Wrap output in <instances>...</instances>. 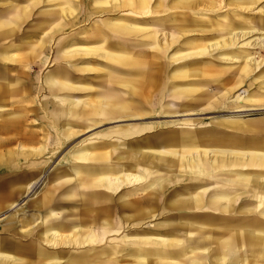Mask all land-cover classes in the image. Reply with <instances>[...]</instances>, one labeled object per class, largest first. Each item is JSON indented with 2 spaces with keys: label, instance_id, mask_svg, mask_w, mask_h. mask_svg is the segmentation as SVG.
Masks as SVG:
<instances>
[{
  "label": "rangeland",
  "instance_id": "374dc122",
  "mask_svg": "<svg viewBox=\"0 0 264 264\" xmlns=\"http://www.w3.org/2000/svg\"><path fill=\"white\" fill-rule=\"evenodd\" d=\"M130 1L0 0V18H14V33L9 34L2 27L0 46H40L41 41L44 43L43 46H52L50 48L52 50L48 63L38 68V74L43 79L49 76L56 81H61L65 77L64 80L69 85L67 89L56 92L51 91L50 96L46 85H41L38 97L32 98L28 96L29 94H24L23 104H17L20 100L13 98H10L7 102L8 108L4 111L5 113H2V118L0 119V122H7L8 124L6 133L0 134V143L3 142L0 145V236L7 233L9 236H17V240H27L28 238H22L18 235L21 234L20 232L23 227L30 226L36 220L45 217L47 209L49 210V208L43 210L45 208L41 209L36 206V202L40 201L42 197H47V203H50L51 207H53L54 203H66L63 210L65 209L64 212L66 218L69 219V223H72V219L77 220L80 208L77 202L80 195L75 193L76 195L72 196V192L70 193L69 191L67 194L64 193L72 188L73 185H76V183H72V179L74 178L72 169L79 171L81 178L85 179L86 177L85 180H82V184L83 186L88 185L86 186L88 187L87 189L77 191V193L81 192V196L84 198L88 197L91 199L90 201H94V189L91 190L89 187H94V183L92 182L95 178H91L89 175L92 173H88V175L83 169H88L92 166L97 168H102L103 166L107 169L112 168L110 165L116 161L113 155L115 148L107 146L104 149H94L93 147L94 144L103 141H113L114 144L122 142L116 139L118 136L116 133L118 132H130L133 134L131 137L136 136L139 138L144 134L155 135L157 127H161L167 122L178 121L180 122V126L176 130L179 133L190 135V132H193L191 136H194L195 139L198 138L199 141L205 138L201 136V133L205 132V130L212 131L214 139L226 144L231 143L230 137L232 135L239 134V132H235L225 126L208 125L211 119L229 116L234 110L232 108H218L203 112V101H200V94L204 88L201 87L200 82L205 84L209 82V85L212 87L219 88L222 85H226L227 82L235 84V79L240 75L238 69L241 63V60L238 58L240 54L236 55L235 52L246 47L239 46L241 44L237 47L231 45V47L229 43L230 34L241 26L250 28L251 21L250 17L239 9H237L238 14L233 13L234 6L238 7L239 5L249 3L251 4V8L255 9L254 12H256L257 10L264 9V0H255L251 3L247 0H212L213 2L208 4V6L206 3L201 4L197 2V10L194 11L172 9L173 0L159 2V6L156 5V0H147L146 4H144L145 6L139 5L141 0ZM222 40L224 44L229 46L225 47L226 45L222 43ZM212 42H220V46L217 45L218 47L216 48L207 49L199 55L196 53L197 51H194L195 48L201 49L206 44L210 46ZM150 47L155 48L152 53L157 52L159 57L149 52L150 49L148 48ZM250 50L253 51L251 52L253 54L258 52L257 61L260 59L264 60V48ZM144 51L146 52L144 56L145 60L148 63L152 62L155 64L154 67L157 69L155 71L156 79L159 77L164 79V82L155 91L151 92L153 96L161 98L156 108H152L151 103L145 104L144 99H138V97L126 93L124 88L121 89L120 86L116 85L117 89L114 92L121 94L125 103L129 105L131 102L137 103L135 105L131 104L132 107L129 108V112L133 115L132 117L116 120V123L115 120L113 123V121H103L102 117H97L102 122L90 129H85L88 124L82 122H73L70 124L73 126L67 128L68 126H66L63 116L57 121L53 115L41 111L42 104L46 102L50 103L51 109L56 108L58 103L53 99L55 95L75 99L80 102L81 107L87 108V105H91L90 103L96 104V101L103 95L100 94L101 88L107 85L109 80L119 83L130 81L135 85L143 84L144 78L142 79L133 74L134 68H129L124 63L111 62L106 56L107 54H114L118 56V60L123 61V59L133 55L135 52H140L143 56ZM169 62L170 64H168ZM165 64L168 66L165 67ZM262 68H264V63L252 75L258 74ZM26 69L29 72L31 71L32 74V67ZM197 72L200 73L198 74L199 76H190L191 73L195 74ZM37 76L36 74L34 77ZM251 78L252 76L246 80L247 83H250ZM187 82L196 84H189ZM74 87L75 90H72ZM246 87L244 84L236 87L230 94L228 101H231L235 95L240 93L237 90L240 89L242 91ZM133 90L136 92L139 89L138 87H134ZM191 90L195 92L188 94L187 92ZM17 107L18 109L23 107V120L15 117ZM162 108L165 109L164 114L159 113ZM31 109L35 110L36 113H33ZM189 109L196 110L197 114L183 116ZM261 118H264V110L251 112L243 117V119L248 120ZM66 129H70V131ZM137 130H142V132L135 134L133 131ZM163 130L166 131L161 130V132H167L171 128L168 127ZM63 131H69L72 135L66 140L61 139L60 134ZM249 136H252V134ZM201 143L204 144L203 141ZM35 149L39 151V154H37L38 151L31 152ZM196 149L192 156H198L201 159L207 158L209 160L221 157L220 155H215L214 150L211 148L206 150L211 152L208 155H203L204 150L202 147H196ZM85 150L93 153V156L101 155L100 157L106 156L107 158L103 161L100 159H84L81 157V152ZM183 151L187 152V150ZM225 156L227 159L234 157L231 154H226ZM168 163L167 161L161 167L158 165V161L155 160L149 166L139 165L138 167L137 165L135 171L143 172L142 170L146 169L153 173L149 179H154V181L162 179L166 181L167 178L170 179V173L167 169ZM116 164L114 170L109 169L105 173L102 171L105 175L108 172L109 174L111 173V180L114 176L125 177L126 175L122 169L123 165L121 163ZM174 169H177V172L182 173V175L185 173L184 169L179 166ZM186 178V175H184L180 178L179 182H176L174 181L175 178L171 176V179L165 185L166 192H164V196L170 199L180 195L196 194L197 192L203 195L204 192L201 189L208 188L211 185V180L199 182L198 180L191 181ZM27 183L32 184V192H29V189L25 187ZM147 183L144 182L142 184L143 188L141 187L135 191V196L138 195L137 192L141 196L143 193H150L154 190V188L146 187L145 184ZM189 184L195 185V188H189ZM122 185L120 182L112 184L113 199L116 201H118V198H126L122 193H118V189H122ZM89 192H92V194H89ZM240 192L244 191L240 190ZM62 193H64L63 195H67L66 200L63 199ZM203 197L208 196L205 194ZM35 198L36 201H34ZM247 202L250 204L255 203L251 200H247ZM12 203L17 205V207L13 209ZM31 205L33 206L31 207ZM152 206L158 208V211L159 209H162L163 212L166 211L168 221L171 219V213L177 210V208L171 206L164 207L158 204H152ZM198 207L197 205L196 208ZM261 209L264 208L261 207ZM166 213L162 215V220L165 219L164 215ZM156 218L159 219V216L146 221V229H143V227L142 229H137L139 233L133 232L131 229L132 225L125 227L124 231L121 227V233L119 232L117 236H110L106 240H103L101 247L109 248L112 245L123 246L120 242L121 236L126 233L129 241H134L131 240L133 236L139 237L146 233L156 235L157 231L154 229V225L165 224V221L161 222L160 220H156ZM131 222L135 221L132 220ZM221 228L223 227L217 230L219 234L223 233ZM69 230H61V233H73L72 229ZM171 232H174L172 228L169 230V233ZM32 234L27 237L34 239L39 236L37 230H34ZM71 246L73 247H71L73 252L80 251V248L74 242L71 243ZM255 246L254 244L252 246L243 244L241 247L235 248L228 259H223V262L218 258L220 251L213 249L212 254L206 257L200 253L201 256L199 254L196 255L199 257H195L194 260L196 262L192 264H264V244ZM149 247L152 248V246ZM131 248L132 246H130L129 251H131ZM256 248H260V255H256ZM125 251L128 250H124L123 252ZM98 256L100 254H93L88 259V262H94ZM113 256L117 257L118 255L115 254ZM122 256L120 255V257ZM191 256H185L184 254L181 257L178 256V262L181 264H191L187 259V257ZM203 258L205 259L203 260ZM200 260L204 262L201 263ZM121 263L139 264L137 256ZM169 263L176 264V262Z\"/></svg>",
  "mask_w": 264,
  "mask_h": 264
},
{
  "label": "bare ground",
  "instance_id": "6f19581e",
  "mask_svg": "<svg viewBox=\"0 0 264 264\" xmlns=\"http://www.w3.org/2000/svg\"><path fill=\"white\" fill-rule=\"evenodd\" d=\"M162 1L165 2L166 0H156V5L159 6L160 4L159 2ZM247 1L251 3L255 0H247ZM146 2L147 0H141L139 5H144L146 4ZM197 2H200L201 4L206 3V5L208 6V4H211V2L213 1L212 0H173L172 2L173 4L171 5L172 6L171 8L176 10H183V11H194L197 10V5H196ZM250 5L251 4L248 3L244 5H239L238 7L234 6L235 9L233 10V13L235 14L236 13L238 14L237 9L241 10L242 13H246V15L250 17V21H251L250 28H244V26H241L230 34L231 37L229 40L230 46L235 45L234 47H237L239 44H241L239 46L246 47L245 49L243 48L242 50H237L235 52L236 55L240 54L238 58L239 60H241V63L239 64V69L237 68L239 70L240 75L237 76V78L235 79L236 81L235 84L233 85L230 82H227L226 85H222V87L219 88V87H212L211 85H209L210 84L209 82L208 84L200 82L201 87L204 88V90L200 94L201 96L200 101H203L202 102L203 112L218 108L219 109L232 108L234 110L232 111V113H230L229 116H223L219 119H211L208 122V125L210 126H225L231 130H234L235 132H239L238 136L234 137L235 140L231 141L232 146L228 150H225L226 147L223 148V145H221L224 144L223 142L217 140L216 145L219 147H217L216 151L214 150L215 152L214 154L220 155L221 160L219 161L218 158H215L214 160L211 159L209 160L207 158L201 159V157L192 156L193 152L197 150L196 147L200 148L202 143L201 141H199L198 138L195 139L194 136H191L193 132H190V135L186 133L183 134L179 133L176 130L180 126L179 125L180 122L178 121L167 122L163 124L161 127H157L155 135L144 134L139 138L136 136L131 137L133 136V134L130 132H120V133L118 132L116 133L118 135L116 139L121 140L122 142L115 144L113 143V141L98 142L94 144L93 148L104 149L107 146L114 147L115 152L112 153L116 161L113 160L114 164L110 165L112 168H108V169L105 168L104 171H107L109 169L114 170L115 166L117 165L116 163H121L123 165L122 166L123 172L126 175L125 177L114 176L113 179L111 180L110 175L112 174L111 173L109 174L108 172L106 173V175L97 177V179H95L92 182L94 183V188L98 187L99 191H97L98 194L93 203V208L83 211V213L90 216L91 218L81 219L79 226L76 225L72 227L71 224V228H70L66 225L67 223L63 224L62 222L57 221L59 219V216L57 214H59L60 212L59 213L56 212L55 208L59 209L61 205L54 204L53 207L50 208V211H47L45 217L36 220L35 223H33L30 226H24L20 232L21 235L27 237L29 235H32L34 230H37L40 239H42V241H44L49 246L52 245V247H54L55 244L52 242H54L55 240L64 239L70 243L74 242L75 244L78 245L79 248L88 247L91 251H94L97 250L96 249L97 247H100L98 246V242H100L101 239L103 241L110 236H117V234L121 230V227L122 230L124 231L125 227L130 226L127 224L124 225V223H122L121 225V220L123 219L122 218L120 219V217L122 216H124L126 220L132 219L135 216H139V217L142 216L140 218H137L139 220L135 221L136 223L135 222L132 223V228H131L134 233H139L137 232V229H142V227L143 229H146L147 223L145 221L153 217L152 211L151 210L148 211V208H151L150 206H152V204L163 205L164 207L171 206L177 209H191L198 205L199 208L216 209V210L222 207L223 212L226 214V216H237L238 218L239 215L242 216L244 215L246 216L245 218H247L248 220L237 221L238 224L229 223L223 226L213 225L216 222L212 221L211 220L212 218L207 220V223L212 224V226H208L205 224L184 225V226L174 225V222H169L171 221L169 220L167 223L165 222L166 224L154 225V229L157 231V232L155 231L157 233L156 235H149L148 233H146L140 235L139 237L133 236L132 237L133 239L131 240L134 241H129V238L126 235L127 233L124 234L123 236H121L122 238L120 241L123 246L118 247L117 245L116 246L112 245V252L115 254H118L119 252L122 253L124 250H129L130 246H132L129 254H132V256L133 255L137 256V260L139 264L140 263L156 264L155 261L157 260H166L165 262L157 261L158 262L157 264H170L169 262L175 263V259H176L175 256L181 257V255L183 254L185 256L192 255L191 257H187L188 261L192 264L196 262L194 260L195 257L198 258L199 256H201L200 254L204 255L205 257L207 255H211L212 252L214 251L213 249L220 251V253H218V258L223 262V259L225 260L228 259L229 255H231L234 252L235 248L237 247L239 248L243 244L249 246L250 245L252 246L253 244L256 246L258 244H264V209H261V207L264 208V118L257 120L243 119L244 115L246 114H250L251 112H255V111L264 110V68H262L258 74L252 75L254 71L257 70V68H259L262 63H264V60L260 59L257 61L256 59H258V52L253 54L251 53L253 51L250 50V49L256 50L257 48L258 49L264 48V9H260L254 12L255 9H252ZM12 22L14 21L7 20L6 23L4 22L3 25H6V27H8L7 29H10L12 25L14 26V23ZM222 43L224 44L223 40ZM43 45L44 43L41 41L40 46ZM217 45L220 46V42H214V43L212 42L210 46H207L206 44V46L204 45L201 49L195 48L194 51H197L196 53L199 55L200 53H204V51L207 49L218 47ZM227 46L229 45H226L225 47ZM148 49H150L149 52L152 55L159 57V54L157 52H155L154 54L152 53V51L155 48L150 47ZM145 53L146 52L144 51L142 56L140 52H135L133 55L128 56L126 59H123V61L120 59L118 60L117 58L118 56L114 54H107L106 56V58L111 60V62L124 63L129 68H134L133 74H135L137 77H140L142 79L144 78L143 84L140 83L135 85L130 81L128 82L123 81L119 83L114 80H109V83L107 85H104L100 90L101 91L100 94H103L104 96L102 95L99 98V100L95 99L97 100L96 104L90 103L91 105H87V108L81 107L79 101L71 98H63L57 95L54 97L55 102L58 103L56 108L51 109L50 105L44 104L42 107L43 109L41 111L44 112L47 111L48 112L47 114L53 115L55 120L57 121L59 120L60 117L63 116L66 126L67 125L69 126L73 122L75 123L82 122L88 124V126H86L85 129H90L92 127L97 126L99 123L102 122V120L113 121V123L115 120L116 123V120L123 119L126 117L127 118L132 117L133 115L129 112V108H131L132 105L137 104L133 102H131L130 105L125 103L123 96L119 93L114 92V90L117 89V86H120L121 89L124 88L126 90V93L130 95H134V97H138V99L141 98L144 99L143 101L145 102V104L151 103L152 106L151 105L150 106L152 108H156L161 98L160 97L158 98L155 95L153 96L151 92L155 91L158 88V86L164 82V79L160 77L156 79L155 71L157 69L154 67L155 64H153L152 62L148 63L145 60L144 58ZM255 55H257V57H255ZM166 64L165 67L168 66ZM168 64H170V62ZM111 68L113 69V67ZM198 74L200 73L198 72L195 74L191 73L190 76H199ZM250 76H252L250 83H247L246 80ZM9 79H11V77ZM51 82L54 81H51V79H49L48 83L50 84ZM187 83L196 84L191 82H187ZM53 84L55 83H52V85ZM243 84L244 86L247 87L243 88L242 91L240 89L237 90L240 91V93L235 95V97L231 99V101H228L232 91L236 87L241 86ZM62 85L64 86V89H67L68 86L66 85V83ZM58 87L60 86H57L56 90L59 89ZM134 87H138L140 91L136 90L135 92L133 90ZM72 90H75V87L72 88ZM190 92L194 93L195 91L191 90L187 93L189 94ZM0 110H4V107H0ZM186 112L187 113L183 116H193L197 114L196 113L197 111L194 109L193 110L189 109ZM159 113L164 114L165 109L162 108L159 111ZM165 115L167 116V114ZM97 117H102L103 119L100 121L99 118L97 119ZM168 127H170L171 130L167 132H161V130L166 131L163 129ZM133 132L135 134H140L142 130H137ZM209 132L210 131L205 130V132L203 131L201 133V136L208 137ZM251 134L252 136H249ZM60 135H61V139L66 140L72 134L69 131H63L61 132ZM206 140L209 141V139L202 138V141H206ZM13 142L15 141L13 140ZM228 144L230 145L231 143ZM183 150H187V152H184ZM203 150H204L203 155H208L211 153L206 151L207 148H203ZM226 154H231L234 157L232 159H227L225 158ZM83 155H84L83 157L88 159L104 160L107 158L106 156L100 157L101 155L93 156V153L87 150L84 151ZM155 160L158 161V165H160L161 167L164 166L167 161L169 162L167 165V169L169 170L170 173L169 178L171 179V176H173L176 179V180L174 179V181L176 182H179L180 178L183 177L184 175H186L187 180H191V181L198 180L199 182H202V181L211 180V185L208 186V188L206 187L204 189H201L204 192L203 195L206 194V196L208 197H203L201 193L197 192L196 194L180 195V196L172 197L170 199L166 198L164 196V192H166L165 185H167V181L170 179L167 178L166 181L162 179L154 181V179H149L153 174L152 172L146 169L142 170L143 172L135 171L137 165L138 167L139 165L149 166V164H153ZM178 166L184 169L185 172L184 175H182V173L177 172V169H174ZM73 172L74 175H76V172L74 170ZM187 174L189 175L187 176ZM119 182L122 183L123 185H122V189H118V193H122V195L125 196L126 198H123L122 201L120 200L117 203V201L115 200L113 201L114 194L111 189H112V184H116ZM144 182L145 183L148 182L147 184H145L146 187L154 188V190L151 191L150 193H143V195L141 196L137 192L138 195L135 196L136 194L135 191L139 190ZM79 184L83 185L82 182H80ZM86 186L88 185L86 184ZM26 187L29 189V192H32V184L27 183ZM188 187L195 188V185L193 186L189 184ZM91 188H93V186ZM240 190H243L244 192H240ZM36 198L38 199V197ZM36 198L34 199V201H36ZM46 198L47 197H43L42 199H40L41 201L37 200L38 202H36V206L41 209L46 208L48 206L50 207L49 203H47ZM66 198L67 196L64 199ZM247 200L254 201L255 203L250 204L247 202ZM13 205H12L13 209L14 207H17V205L14 206ZM32 206L33 205H31V207ZM117 210L118 211L122 210L123 212L125 211V213H121L122 216H120ZM128 210L133 215H131ZM138 213L143 214L144 218L143 215H139ZM254 214H257L259 217L262 218V220H255L257 219L255 218L254 221L257 222H254L251 219V217L254 216ZM243 222H249V223H243ZM220 227H223L221 228L223 230V233L221 234L217 232V230ZM68 228L72 229L73 233L69 232V233H65L67 234L65 235L59 232V230H66ZM85 228H87V231H85ZM169 228L170 229L172 228L174 232L169 233L170 230ZM68 246L70 245L68 244ZM149 246H152V248H150ZM259 249L260 248L255 249L256 255L261 254L260 253L261 251ZM129 254L127 255L125 254L126 257ZM198 254L199 256H196ZM125 255L123 256L121 255V256L124 257ZM151 259H155V261L152 262ZM204 259L205 258H203V260ZM203 260H200V262L203 263L204 262ZM176 264H181V263L177 261Z\"/></svg>",
  "mask_w": 264,
  "mask_h": 264
},
{
  "label": "crops",
  "instance_id": "0c3cea01",
  "mask_svg": "<svg viewBox=\"0 0 264 264\" xmlns=\"http://www.w3.org/2000/svg\"><path fill=\"white\" fill-rule=\"evenodd\" d=\"M7 20H10V21L13 20L14 21V18H11V17L8 19H5L3 17L0 18V34H2V27H4L5 31L8 32L9 34L14 33V26L13 25L10 29H7L8 27H6V25H3L4 22L6 23ZM12 23H14V22H12ZM32 33H34V32H32ZM50 48H52V46H0V83H1L0 84V107H4V110H0V119L2 118V113L8 108L7 102L9 101L10 98L11 99L12 98L13 99H19L20 102H17V104H23V100L25 98L24 94H29L28 96H30L32 98L38 97L39 96V88L41 85H46V87L48 89L49 96H50L51 91L56 92L59 90H64V86L62 84L66 83L64 80L65 77H63L61 79V81H56L55 79H53L52 77H49V76H46L43 79V77L38 74V72H39L38 68H40L41 66H44V65H46V63H48V60L50 58V52L52 50ZM33 54H34V56H33ZM29 67H32V69H33L32 74H31V71L29 72V70L26 69ZM36 74L38 76L34 77V76H36ZM10 77H11L12 81H11V79H9ZM49 79H51V81H54V82H51L49 84L48 83ZM52 83H55L56 85L55 84L52 85ZM74 84H76V83H74ZM5 85H6V88H5ZM66 85L69 86L68 83H66ZM57 86H60V87H58L59 89L56 90ZM10 89H13V90H10ZM55 96H57V95H55ZM55 96H53V99ZM58 96H60V95H58ZM63 98H66V97H63ZM44 104L50 105L49 102H46ZM44 104H42V107ZM50 107H51V105H50ZM32 112L36 113L35 110H33ZM38 112H39V110H38ZM45 113L47 114L48 112L46 111ZM23 114H24L23 107H20L19 109L17 107V110L15 111V117L16 118L19 117L20 119H22ZM69 126H73V125H69ZM69 126L67 128H70ZM77 126L81 127L80 125H77ZM81 128H83V127H81ZM6 130H8L7 122L6 123L0 122V132L6 133ZM69 131H70V129H69ZM236 136H238V134L232 135L230 137L231 141H234L235 140L234 137H236ZM205 139H209V141H207V140L203 141L204 144H202L200 146V148L201 147L207 148V150L211 148L213 150H216L217 147H219L216 145L217 140L214 139V135H213L212 131H210L208 133V137H205ZM1 143L3 144V142H1ZM1 143H0V145H2ZM221 145H223V148L226 147L225 150H228L232 146V142L230 145L228 143L227 144L224 143ZM36 151H38V150L35 149L31 152L33 153ZM83 153L84 152H81V157L84 159H88V158L83 157L84 156ZM37 154H39V151L37 152ZM216 158H218V157H216ZM218 159H219V161L221 160V158H218ZM90 160H97V159H90ZM100 160H102V159H100ZM105 168L106 167L104 166L102 168L101 167H98V168L97 167H89L88 169L87 168H85V169L82 168V169L84 170V172L86 174L92 173L91 175L88 174L89 176H91V178L97 179V177L105 175L102 173V171H104ZM91 169H93V170H91ZM72 172H73V170H72ZM75 172H76V175H74V178H73L74 180H72V183L73 184L76 183L75 186H77V187H75L73 185L72 188H70L66 192H64V191L63 192L67 194L69 191L70 193L72 192V195H76V194L80 195L79 200L77 202L80 206V208L78 210L79 211L78 219L77 220L72 219L73 224L68 222L69 219H67L65 213H63V211H64L63 207L66 205V203H64V204L57 203V204H60L61 207L59 209L55 208L56 212H58V213L60 212L59 214H57L59 216V219L57 221L62 222L63 224L67 223L66 225L70 228H71V224H72V227L76 226V225L79 226L81 219L91 218L90 216L83 213V211H86V210L93 208V203H94L95 198L98 194L97 191H99L98 187H95V188L89 187V189H91V190L94 189V191H93V194L95 196L93 199L94 201H90L91 199H89L88 197L84 198L83 196H81V192L77 193V191L85 190L88 187L79 184L80 182H82V180H85L86 177H85V179L81 178L80 172L77 170H75ZM99 173H102V174H99ZM104 173H105V171H104ZM73 174H74V172H73ZM26 186H27V184H26ZM84 187H86V188H84ZM22 193H23V191H22ZM64 193H62L63 199L67 196V195H63ZM89 194H92V192H89ZM64 200H66V199H64ZM120 200L122 201L123 198H118L117 203ZM113 201H114V199H113ZM54 204H56V203H54ZM49 205H51V204L49 203ZM150 207L151 208H148V211H150V210L152 211L153 217H156V216H159V218L161 217L160 218L161 220L158 218H156V220H160L161 222L165 221L166 223L168 222V218H166L167 217L166 212H163L162 209H159V211H158V208H155V206L154 207L150 206ZM196 207H193L191 209H177L174 212H172L173 214L171 213L172 219H170V220L174 222V225H183V226L184 225H202V224L212 226V224L207 223V220H209L211 218H212L211 219L212 221L216 222L215 224H213L215 226H223V225L229 224V223L230 224H238L237 221L248 220L247 218H245L246 216H244V215L243 216L239 215L241 217L238 216V218H237V216H226V214L223 212V209L221 207H220V209H217V210L216 209L199 208V207L196 208ZM47 208H49V210ZM50 208H52V207L48 206L43 210L47 209V211H50ZM157 211H158V213H157ZM117 212L119 213L120 216H122L121 213H125V211L123 212L122 210H119V211L117 210ZM129 213L131 214L130 211H129ZM162 213L163 214L166 213L164 215L166 217L163 220H162V218H163ZM126 214H127V212H126ZM131 215H133V214H131ZM139 215H143V214H139ZM196 216H198V217H196ZM136 217L140 218L142 216H140V217L135 216L134 218L127 219V220L124 218V216L120 217V219L121 218L123 219V220H121V225H122V223H124V225L125 224L132 225V223H133V222H131L132 220H134V221L139 220V219H136ZM143 218H144V215H143ZM229 218H232V219H229ZM255 218H257V219H255ZM251 219L253 221H254V219L255 220H262V218L259 217L257 214H254V216H252ZM148 220H150V218L147 219L146 221H148ZM226 220H229V221L226 222ZM192 221H194V222H192ZM254 222H257V221H254ZM128 223H131V224H128ZM243 223H249V222H243ZM85 229H87V228H85ZM67 230H69V228ZM59 232L61 233V230H59ZM18 235H20L22 238H24V235H21V234H18ZM25 238H28V239L25 241H20V240H17L18 239L17 236H9V235H7V233L1 234V236H0V264H37V263L38 264H63L64 262H65L64 264H66V263L67 264H123L121 262H123L125 260H129L132 257L133 258L136 257L134 255L132 256V254H129L130 253L129 250H128V252H122V253L119 252L117 254L118 255L117 257L113 256V255H115V253L112 252V247H109V248L101 247L102 246L101 245L102 239L100 240L99 245H98L100 247L96 248L97 250L91 251L87 247V248H80L79 252L74 251L75 252L74 253L72 251V248H71L72 247L71 243L68 242L67 240H64V239L63 240H61V239L55 240L54 242H52L55 244L54 247H52V245L49 246L44 241H42V239H40L39 236H37L34 239L29 238V237H25ZM68 244L70 246H68ZM93 254H100V256H98L97 260H95L94 262H91V261L88 262V259L91 258V256ZM125 254L126 255L129 254V255L126 257ZM120 255H125V256L120 257ZM175 257H176L175 262H177L179 260V258L177 256H175ZM27 259H28V261H27ZM152 261H155V260L153 259ZM160 261L165 262L166 260H160ZM127 264H129V263H127Z\"/></svg>",
  "mask_w": 264,
  "mask_h": 264
}]
</instances>
